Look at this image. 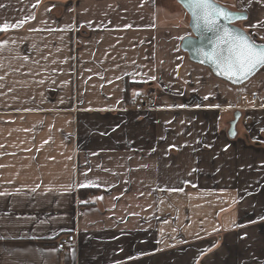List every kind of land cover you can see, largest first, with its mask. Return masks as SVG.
Returning a JSON list of instances; mask_svg holds the SVG:
<instances>
[{
  "label": "crops",
  "instance_id": "obj_1",
  "mask_svg": "<svg viewBox=\"0 0 264 264\" xmlns=\"http://www.w3.org/2000/svg\"><path fill=\"white\" fill-rule=\"evenodd\" d=\"M215 2L264 44V4ZM5 24L0 264H264V67L190 61L177 0H0Z\"/></svg>",
  "mask_w": 264,
  "mask_h": 264
},
{
  "label": "snow or ice",
  "instance_id": "obj_2",
  "mask_svg": "<svg viewBox=\"0 0 264 264\" xmlns=\"http://www.w3.org/2000/svg\"><path fill=\"white\" fill-rule=\"evenodd\" d=\"M179 2L191 16L190 24L193 29L202 27L207 32L215 33V40L210 45L211 50L203 55L208 62L220 70L221 74L229 79H246L257 66L264 65V47H257L245 34L219 24L220 20L231 23L233 14L216 4L215 0H179ZM259 2L264 4V0H259ZM26 20L20 21V25ZM258 26L261 25H252V27ZM12 27H17V25ZM8 28L9 25L5 24L0 26V31H6ZM0 46H3L2 42ZM0 195L4 194L0 193Z\"/></svg>",
  "mask_w": 264,
  "mask_h": 264
},
{
  "label": "water",
  "instance_id": "obj_3",
  "mask_svg": "<svg viewBox=\"0 0 264 264\" xmlns=\"http://www.w3.org/2000/svg\"><path fill=\"white\" fill-rule=\"evenodd\" d=\"M177 2L186 12L185 7L182 6V4L179 2V0H177ZM215 3L218 4L219 6H221L222 8L227 9V11H229L230 13L233 14V20L231 23H229L226 20H220L219 24L222 27H227L230 30H233L236 32H241V33L245 34L251 42L255 43L251 39V37L248 35V33L238 25L239 22L243 21L246 18V15L243 13L237 12V11H232V10L228 9L227 7L220 5L217 2H215ZM188 16H189L188 26H189L191 35L188 37H185L182 40L180 47H181V50L187 54L190 61L208 68L210 70V72L216 78H219V79H221V80H223V81H225V82H227L233 86H240V85L244 84L256 72H258L262 67H264V65L257 66L246 79H236V78L229 79L226 75L221 74L220 70L214 64L208 62L206 57L203 55V53L211 50L210 45H211V42L215 40V33L207 32L202 27L199 29H193V27H191V24H190L192 18L189 14H188ZM237 17H239V18H237ZM255 44L257 45V47H264V44H258V43H255ZM239 117H240V114L236 113L234 116V120L230 124V128L228 131V136L230 138H234L236 135L235 125L238 122Z\"/></svg>",
  "mask_w": 264,
  "mask_h": 264
},
{
  "label": "built area",
  "instance_id": "obj_4",
  "mask_svg": "<svg viewBox=\"0 0 264 264\" xmlns=\"http://www.w3.org/2000/svg\"><path fill=\"white\" fill-rule=\"evenodd\" d=\"M253 99H256V96H253ZM246 102L244 101V105ZM153 100L146 94L138 92L134 95L133 101H132V108L135 111H144L148 110L152 107ZM74 243V237L72 235H68L66 237L60 238L56 243L55 247L56 249L62 253L64 252L68 245H72Z\"/></svg>",
  "mask_w": 264,
  "mask_h": 264
},
{
  "label": "trees",
  "instance_id": "obj_5",
  "mask_svg": "<svg viewBox=\"0 0 264 264\" xmlns=\"http://www.w3.org/2000/svg\"><path fill=\"white\" fill-rule=\"evenodd\" d=\"M86 193V191L83 193V192H81L80 193V195H81V197L83 198V195Z\"/></svg>",
  "mask_w": 264,
  "mask_h": 264
},
{
  "label": "rangeland",
  "instance_id": "obj_6",
  "mask_svg": "<svg viewBox=\"0 0 264 264\" xmlns=\"http://www.w3.org/2000/svg\"><path fill=\"white\" fill-rule=\"evenodd\" d=\"M254 28V27H253ZM261 30V29H260ZM257 31H259V29H257Z\"/></svg>",
  "mask_w": 264,
  "mask_h": 264
}]
</instances>
